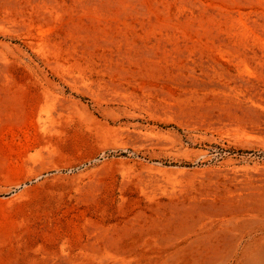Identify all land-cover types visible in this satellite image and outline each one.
Instances as JSON below:
<instances>
[{
	"label": "rangeland",
	"instance_id": "rangeland-1",
	"mask_svg": "<svg viewBox=\"0 0 264 264\" xmlns=\"http://www.w3.org/2000/svg\"><path fill=\"white\" fill-rule=\"evenodd\" d=\"M0 264H264V0H0Z\"/></svg>",
	"mask_w": 264,
	"mask_h": 264
},
{
	"label": "bare ground",
	"instance_id": "bare-ground-1",
	"mask_svg": "<svg viewBox=\"0 0 264 264\" xmlns=\"http://www.w3.org/2000/svg\"><path fill=\"white\" fill-rule=\"evenodd\" d=\"M263 226V225H262ZM259 228V227H258ZM260 230V229H259ZM262 231V230H261ZM259 232V231H258ZM251 234V233H250Z\"/></svg>",
	"mask_w": 264,
	"mask_h": 264
}]
</instances>
